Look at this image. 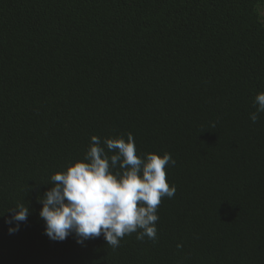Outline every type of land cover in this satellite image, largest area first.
Masks as SVG:
<instances>
[{
  "label": "trees",
  "instance_id": "16d2710c",
  "mask_svg": "<svg viewBox=\"0 0 264 264\" xmlns=\"http://www.w3.org/2000/svg\"><path fill=\"white\" fill-rule=\"evenodd\" d=\"M260 91L264 0H0V264H264ZM128 133L176 161L156 242L51 240V176Z\"/></svg>",
  "mask_w": 264,
  "mask_h": 264
},
{
  "label": "clouds",
  "instance_id": "9594fccd",
  "mask_svg": "<svg viewBox=\"0 0 264 264\" xmlns=\"http://www.w3.org/2000/svg\"><path fill=\"white\" fill-rule=\"evenodd\" d=\"M252 106L255 111L249 119L256 123L264 113V91L256 93ZM175 163L168 152L137 155L131 133L127 139L91 136L83 158L53 174L52 187L38 199L45 234L53 241L74 234L82 245L103 235L113 249L132 233L138 240L147 237L155 243L158 206L163 197L171 199L176 192L166 179V168ZM9 210L12 215L5 223L15 225L9 227L11 234L27 220L29 208L21 204Z\"/></svg>",
  "mask_w": 264,
  "mask_h": 264
}]
</instances>
